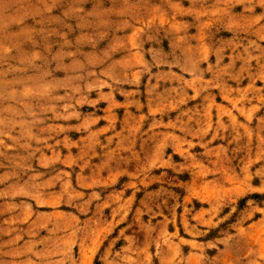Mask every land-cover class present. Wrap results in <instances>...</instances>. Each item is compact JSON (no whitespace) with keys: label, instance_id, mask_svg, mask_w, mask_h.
I'll list each match as a JSON object with an SVG mask.
<instances>
[{"label":"rangeland","instance_id":"obj_1","mask_svg":"<svg viewBox=\"0 0 264 264\" xmlns=\"http://www.w3.org/2000/svg\"><path fill=\"white\" fill-rule=\"evenodd\" d=\"M0 264H264V0H0Z\"/></svg>","mask_w":264,"mask_h":264}]
</instances>
